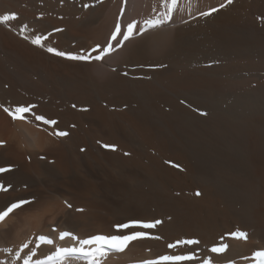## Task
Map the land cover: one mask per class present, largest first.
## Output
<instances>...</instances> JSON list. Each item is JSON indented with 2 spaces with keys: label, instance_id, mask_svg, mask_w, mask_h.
Returning a JSON list of instances; mask_svg holds the SVG:
<instances>
[{
  "label": "bare ground",
  "instance_id": "bare-ground-1",
  "mask_svg": "<svg viewBox=\"0 0 264 264\" xmlns=\"http://www.w3.org/2000/svg\"><path fill=\"white\" fill-rule=\"evenodd\" d=\"M165 12L161 0H0V17L15 15L0 20V211L27 201L0 222V264L77 243L61 231L149 233L102 264H239L264 248V0H177L170 21L115 47L128 23ZM117 22L102 61L47 51L103 50ZM19 105L24 119L4 111ZM134 219L161 223L115 227Z\"/></svg>",
  "mask_w": 264,
  "mask_h": 264
},
{
  "label": "snow or ice",
  "instance_id": "snow-or-ice-1",
  "mask_svg": "<svg viewBox=\"0 0 264 264\" xmlns=\"http://www.w3.org/2000/svg\"><path fill=\"white\" fill-rule=\"evenodd\" d=\"M231 3V0H228ZM162 6L165 7L166 12L164 15H157L155 18L145 19L143 21V25L139 27V31H135L137 28V21H132L127 24L126 28L123 30L122 38L119 39V42L115 45L116 48H120L124 45L126 41H128L133 35L140 36L145 34L147 31L151 29H157L160 26L166 24L172 18V10L175 8L177 4V0H161ZM87 6V5H85ZM220 7H224V5H220ZM217 8H209L207 11H203L200 13L202 16H210L213 13L217 12ZM15 15L11 16L5 15L0 17L2 21H8L9 19H14ZM121 35V25L117 22L114 31L111 34L109 43L104 46L103 50L100 45H96L95 48L89 50L88 54H85L83 50L80 53L73 52H65L59 51L53 47L47 48L49 53H54L59 57H64L73 61H84V62H92L102 61L103 58L110 54L113 51L112 41H116L118 37ZM27 39V37H25ZM42 37L37 35L34 39H32L33 44H41ZM99 51V54L93 55ZM32 110L31 106L19 105L15 107L14 110H10L5 108L4 111L8 112L9 115L13 117V119H24V114L30 112ZM36 120L44 121L47 124H55L56 122L53 120H46L44 116L37 115L35 117ZM56 135L64 136L67 135L65 132H58ZM2 143V142H0ZM105 148H111L115 150V145L105 144ZM6 169L0 168V172H4ZM0 191H7L3 185H0ZM197 195H200L197 192ZM27 203V201L20 200L18 203H13L10 207L5 211H0V221L4 220V218L13 210L21 205ZM160 220H155L151 222H145L141 220H131L127 223H120L115 225L117 229H130L134 227H139L140 229H153L158 224H160ZM230 236L236 239H247V233L243 231H236L229 233ZM149 233L143 230H134L130 231L128 234H114V235H105V234H95L91 235L87 238L80 239L75 236L73 233L68 231H61L59 233V239L64 240L66 237H71L77 243L70 247H61L56 246L55 251L45 256L43 259H34L35 257V249L32 250L31 254L25 255L23 257V264H64V261L67 257H75L77 259H83L86 261V264H102V261L107 258L108 254L111 252H123L130 242L148 237ZM37 240L40 243L53 244V241L45 235H40L37 237ZM179 243L186 244H198L199 242L196 240H187V241H177ZM174 245L169 244L168 247L172 248ZM28 244H24L22 246L23 249H28ZM39 244H37V248ZM227 245L220 244L218 246H213L210 251L212 253H221L225 250ZM19 258L20 254L17 253ZM193 260V255L191 253L184 255H160L155 259L151 260H143L140 264H177V262L182 261H191ZM253 264H264V250L255 251L252 254ZM203 264H210L209 259H204Z\"/></svg>",
  "mask_w": 264,
  "mask_h": 264
}]
</instances>
